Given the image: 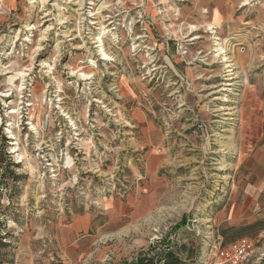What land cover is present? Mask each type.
<instances>
[{
  "label": "rangeland",
  "instance_id": "1",
  "mask_svg": "<svg viewBox=\"0 0 264 264\" xmlns=\"http://www.w3.org/2000/svg\"><path fill=\"white\" fill-rule=\"evenodd\" d=\"M3 146L2 264L264 249V0H0Z\"/></svg>",
  "mask_w": 264,
  "mask_h": 264
},
{
  "label": "trees",
  "instance_id": "2",
  "mask_svg": "<svg viewBox=\"0 0 264 264\" xmlns=\"http://www.w3.org/2000/svg\"><path fill=\"white\" fill-rule=\"evenodd\" d=\"M4 140H7L6 137H4ZM16 164L11 161V157L9 152L5 150V147L3 146L0 151V168L2 169L1 177H4V179H0V217L3 215V204L1 202V196L3 193V190L6 183V178H15L16 174L11 167L15 166ZM9 171V173H7ZM262 220L261 222H263ZM1 223V220H0ZM260 223V220H259ZM7 234L2 233L0 231V264L4 262V255L2 252V247L6 246L8 242L4 241V238L7 237ZM235 240V239H234ZM233 241V240H232ZM163 245V248H160V250H157V246H152L147 249L145 253H139L135 258L132 260H128L126 264H156L158 262H162V264H192L191 262H187L182 259V257L178 254V252L175 250L172 243L165 242V240H161ZM154 252L151 254V252Z\"/></svg>",
  "mask_w": 264,
  "mask_h": 264
},
{
  "label": "built area",
  "instance_id": "3",
  "mask_svg": "<svg viewBox=\"0 0 264 264\" xmlns=\"http://www.w3.org/2000/svg\"><path fill=\"white\" fill-rule=\"evenodd\" d=\"M216 243L208 246L197 264H242L252 256L259 259L264 256V249L257 248L254 239L246 235L228 244H223V238L219 237Z\"/></svg>",
  "mask_w": 264,
  "mask_h": 264
},
{
  "label": "crops",
  "instance_id": "4",
  "mask_svg": "<svg viewBox=\"0 0 264 264\" xmlns=\"http://www.w3.org/2000/svg\"><path fill=\"white\" fill-rule=\"evenodd\" d=\"M261 154H263L264 157V147L261 149ZM259 161H263V158H261ZM255 188L259 191V195L252 196L251 200L264 202V166L263 169L257 173V184L255 185Z\"/></svg>",
  "mask_w": 264,
  "mask_h": 264
},
{
  "label": "bare ground",
  "instance_id": "5",
  "mask_svg": "<svg viewBox=\"0 0 264 264\" xmlns=\"http://www.w3.org/2000/svg\"><path fill=\"white\" fill-rule=\"evenodd\" d=\"M248 2L247 1H245L243 4H247ZM80 5H82V4H80ZM94 14H96V13H92L91 15H94ZM95 22V21H94ZM75 37V36H74ZM198 37V35L196 36V38ZM103 41V39H101L100 38V36H98L97 37V40H95L94 42H102ZM216 44H220V43H216ZM96 46V45H95ZM98 47L99 46H102V45H97ZM214 51H217V55H220V54H222V53H224L225 51H224V49H223V47H218V48H216V49H214ZM102 54L103 55H105L102 59H107V56H109L110 54L109 53H107L106 51H105V49H103L102 51ZM109 58V57H108ZM226 60H227V58H226ZM229 66H231L230 64L228 65L227 64V67H229ZM228 71H231V69H229ZM89 74V73H88ZM232 74V73H231ZM90 75V74H89ZM80 76H83L82 74L80 75ZM92 76V75H91ZM84 77V76H83ZM87 77V76H86ZM90 77V76H89ZM231 78H226V80H230ZM226 85H231L232 83H230V82H228V83H225Z\"/></svg>",
  "mask_w": 264,
  "mask_h": 264
}]
</instances>
